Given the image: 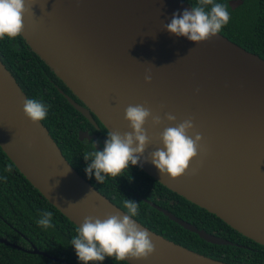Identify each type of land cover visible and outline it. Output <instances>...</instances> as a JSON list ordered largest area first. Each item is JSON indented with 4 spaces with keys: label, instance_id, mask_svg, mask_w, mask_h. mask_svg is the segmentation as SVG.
<instances>
[{
    "label": "water",
    "instance_id": "water-1",
    "mask_svg": "<svg viewBox=\"0 0 264 264\" xmlns=\"http://www.w3.org/2000/svg\"><path fill=\"white\" fill-rule=\"evenodd\" d=\"M242 0H230L234 10ZM183 0H34L21 37L67 89L60 93L85 119L94 115L107 132H129L124 110L144 104L179 123L192 118L203 150L175 181L160 177L150 161L136 167L186 201L264 247V60L217 33L194 45L164 30ZM145 75L151 82H144ZM26 95L0 61V148L20 174L77 228L87 216L126 214L68 163L41 121L24 119ZM163 121L145 124L150 143L141 157L162 147ZM84 132H79L82 140ZM207 243H233L150 203ZM156 250L127 264H228L149 230ZM0 243L22 250L6 239ZM69 264L39 251L24 250Z\"/></svg>",
    "mask_w": 264,
    "mask_h": 264
},
{
    "label": "trees",
    "instance_id": "trees-1",
    "mask_svg": "<svg viewBox=\"0 0 264 264\" xmlns=\"http://www.w3.org/2000/svg\"><path fill=\"white\" fill-rule=\"evenodd\" d=\"M183 1L190 7L198 3V0ZM229 1L215 0L216 3L226 5L230 15L228 23L218 33L264 60V0H242V4L234 10L229 7ZM0 61L27 99H36L47 106V116L41 122L68 163L114 205L127 213L124 208L125 199L139 203L138 214L133 217L136 221L165 239L206 257L228 264H264L263 246L168 190L136 166H130L119 177H107L103 183H96L84 171L87 164L83 155L93 148L77 138V129L84 130L81 124L84 119L66 101L59 89L69 97L76 98L21 36L14 40L7 37L0 40ZM9 168L11 171L7 170ZM150 203L233 244L207 243L195 233L171 221ZM45 211L52 213V227L47 229L37 224ZM77 229L20 174L0 148V238L22 248L18 250L0 243V264H63L24 251L31 250L32 246L69 264H80L71 246ZM99 264L127 263L106 258Z\"/></svg>",
    "mask_w": 264,
    "mask_h": 264
},
{
    "label": "clouds",
    "instance_id": "clouds-1",
    "mask_svg": "<svg viewBox=\"0 0 264 264\" xmlns=\"http://www.w3.org/2000/svg\"><path fill=\"white\" fill-rule=\"evenodd\" d=\"M34 0H0V40L7 37L14 40L24 32V18L34 15ZM211 6L209 10L206 8ZM230 15L226 5L215 0H198L190 10L173 13L170 23L164 30L176 37H184L194 45L207 42L228 23ZM144 82H151V76L145 75ZM48 108L36 99H25L22 114L25 120L35 125L47 116ZM124 120L130 129L121 133L112 131L107 134L102 151L85 152L83 159L87 166L85 174L94 178L96 183H103L107 177L116 178L130 166H143L150 161L160 177L166 176L175 181L182 177L190 162L203 150L202 136L195 131L192 118L176 122V116L159 113L144 104H130L124 110ZM151 121L153 128L163 121L174 126L165 127L157 137L162 147L141 160L149 145L150 137L145 124ZM11 171V169H7ZM139 203L124 200L126 214H112L103 218L87 216L77 229V235L71 240V246L80 264H96L106 258L116 261H144L156 250L149 233L142 230L133 220L138 214ZM52 213L45 211L37 221L43 229L52 227Z\"/></svg>",
    "mask_w": 264,
    "mask_h": 264
},
{
    "label": "flooded vegetation",
    "instance_id": "flooded-vegetation-1",
    "mask_svg": "<svg viewBox=\"0 0 264 264\" xmlns=\"http://www.w3.org/2000/svg\"><path fill=\"white\" fill-rule=\"evenodd\" d=\"M69 90V89H68ZM61 90L59 89V92ZM63 92V91H61ZM65 94V93H63ZM72 94V93H71ZM66 95V94H65ZM73 95V94H72ZM68 96V95H67ZM74 96V95H73ZM75 97V96H74ZM65 98V97H64ZM72 100H74L76 103H78L79 105L83 106L82 102L80 100H78L76 97V99H73L72 97H70ZM67 101V100H66ZM68 102V101H67ZM69 103V102H68ZM79 113V112H78ZM80 114V113H79ZM81 115V114H80ZM82 116V115H81ZM83 117V116H82ZM93 120H94V124H92L91 122H89L87 119H85L83 117L84 120H82V126L84 128V130H81L80 128L77 129V138L80 142H84L86 143L88 146L93 148V145H95V150L97 151H102L103 150V145L104 142L107 138V130L103 127V125L99 122V120L92 115ZM81 125H79L80 127ZM79 132H84V137L82 140L79 139ZM107 132V133H106ZM106 133V134H105ZM92 150V149H91Z\"/></svg>",
    "mask_w": 264,
    "mask_h": 264
}]
</instances>
